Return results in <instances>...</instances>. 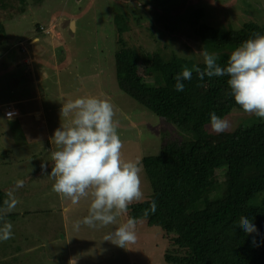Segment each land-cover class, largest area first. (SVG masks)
Wrapping results in <instances>:
<instances>
[{
    "label": "rangeland",
    "instance_id": "rangeland-1",
    "mask_svg": "<svg viewBox=\"0 0 264 264\" xmlns=\"http://www.w3.org/2000/svg\"><path fill=\"white\" fill-rule=\"evenodd\" d=\"M38 1L39 5L35 6L36 0H27L26 12L16 0H11L5 8L0 2V101L33 91V73L30 69L41 73L40 86L53 100V108L54 105L60 106L58 103L65 97H69V101L90 96L107 99L115 110L114 121L118 122L117 132L123 143L122 158L140 162L143 192L140 201L146 200L152 193V187L141 164L142 159L158 154L165 140L174 137V132L168 122L125 93L118 84L115 69L116 35L113 24H108L107 20L113 7V3L110 4L112 0H81V3L76 0ZM183 2L184 6L181 5L179 11L172 12L179 13L177 18L185 16L184 20L188 19V6H191L201 10L207 22L218 27L238 29L247 22L264 25V0ZM151 4L150 9H156ZM149 14H153V11ZM37 24H41L42 33H35V38H30ZM141 24L143 29L140 31L131 21L129 35L134 36L144 51L163 49L166 55L171 50L178 54L192 51L198 59H203V50L198 41L184 36L170 41L173 33H152L155 28L149 19L142 20ZM165 44L171 45V50H165ZM8 54L15 62L19 61L24 69L18 71L12 68L11 63L1 62ZM25 63L28 68L23 65ZM138 71L143 77L151 78L149 67L140 65ZM257 118L243 110H234L224 118L229 120L231 128L220 135ZM70 122L71 117L60 127L70 126ZM7 127L0 119V188L14 200V204H11L14 206L10 211L8 205L0 209V228L11 225L12 233L10 239L0 241V264H167L163 251H167L171 245L172 249L173 244L159 227H150L145 222L136 223V242L126 245V248L104 240L107 233L127 222L124 214L117 218L115 224L107 227L81 225L77 230L74 223L88 215L90 200L82 199L77 205L66 206L63 213L66 221L60 218L52 220L50 207L47 206L56 199L60 206L61 195L52 191L54 179L47 175L53 164L50 155L48 151H37L39 145L36 144L37 148L30 150L34 153L33 157L24 162L22 153L9 150L15 137L8 135ZM208 131L218 135L210 130V126ZM47 142L50 143V139ZM42 164H47L46 171L42 170ZM17 181H22L23 186L18 187ZM263 197L264 190L249 205L260 204ZM63 199L69 202V199ZM57 213L61 217L60 209ZM3 214L6 216H1ZM67 225L69 231L63 233L68 237L62 239L59 228ZM48 238L52 239L48 241Z\"/></svg>",
    "mask_w": 264,
    "mask_h": 264
},
{
    "label": "trees",
    "instance_id": "trees-1",
    "mask_svg": "<svg viewBox=\"0 0 264 264\" xmlns=\"http://www.w3.org/2000/svg\"><path fill=\"white\" fill-rule=\"evenodd\" d=\"M10 1L0 0L3 8ZM16 1L26 12L27 0ZM183 1L177 0L176 5L175 0L110 3L113 7L107 20L116 35L118 84L168 122L174 132L158 154L143 157L141 164L152 193L146 200L131 204L124 215L126 221L134 218L136 223L145 222L164 231L173 244L172 249L171 245L163 251L167 264H264V197L260 204L249 205L264 190V119L241 123L223 136L210 133V113L226 118L242 109L229 94V77L210 75L205 61V54H210L218 66L225 67L231 52L243 41L264 35V25L247 22L238 29L218 27L191 6L189 18L178 19L179 13L172 12L179 11ZM150 4L156 9H150ZM144 19L151 21L154 34L173 33L170 41L178 36L198 41L203 59L192 51L178 54L167 44L164 49L171 50L167 55L163 49L144 51L129 35L131 21L141 31ZM35 33H42L41 24L30 38H35ZM9 55L1 62L12 64ZM140 65L151 69L150 79L140 75ZM185 68L191 79L183 80V91H176L175 77ZM153 201L154 212L150 208ZM10 204L13 200L0 188V209ZM241 217H247L256 231L246 233L240 228Z\"/></svg>",
    "mask_w": 264,
    "mask_h": 264
},
{
    "label": "clouds",
    "instance_id": "clouds-1",
    "mask_svg": "<svg viewBox=\"0 0 264 264\" xmlns=\"http://www.w3.org/2000/svg\"><path fill=\"white\" fill-rule=\"evenodd\" d=\"M215 56L205 54L210 75L228 76L230 95L240 108L249 115L264 119V35L241 43L229 56L227 65L220 67ZM191 79L185 68L175 77L176 91H183V80ZM16 111L11 107L8 110ZM61 117H71L70 126L56 129L51 141L57 150L51 153L53 165L49 175L54 179L52 191L63 198L70 199L73 205L82 199L90 200L88 215L77 220L74 227L81 225L90 228L107 227L115 224L117 218L126 213L129 206L143 199L141 189L140 162L124 160L121 150L123 143L114 121L115 110L111 102L98 97H78L62 104ZM9 113V117H11ZM210 130L220 134L231 128L229 120L215 112L210 113ZM43 171L47 164H42ZM22 187L23 182L17 181ZM7 203V202H6ZM14 205H8L10 211ZM151 211L156 208L155 201L150 204ZM239 227L246 233L256 231L247 217H241ZM136 221L129 218L104 240L118 247L126 248L136 242ZM11 225L0 228V241L10 239Z\"/></svg>",
    "mask_w": 264,
    "mask_h": 264
},
{
    "label": "crops",
    "instance_id": "crops-1",
    "mask_svg": "<svg viewBox=\"0 0 264 264\" xmlns=\"http://www.w3.org/2000/svg\"><path fill=\"white\" fill-rule=\"evenodd\" d=\"M12 61V68H16L18 71L24 69L21 68L22 65L19 61L15 62L14 59ZM23 65L26 66V68L28 66L27 63ZM30 71L31 73H33V91H30L28 95H18L15 98L0 101V119H3L4 127L8 126V135L15 137L13 147L9 150H17L18 153H22L21 158L24 162H26L30 157H33L34 153H31L30 150L37 148L36 144L39 145L37 151H41L42 153L48 151V154L51 158V153L53 152V150H56V146L51 141V137L53 136L54 130L60 128V124H62V122H66L67 118L61 117L60 110L62 104L67 103L70 100L69 97H65L63 98V101L58 103L60 104V106L54 105L53 108V100L48 98V95L44 90L45 88L40 86L41 78L39 77V74L41 73L33 69H30ZM10 107L12 109H16L18 111V114L7 117L5 115V111ZM46 118L48 119L47 121H45ZM43 120L45 123H43ZM16 137L19 138L16 139ZM48 139H50V143L47 142ZM58 196L60 195L58 194ZM59 198L61 200L60 206H58L59 204L57 203L56 199V202H52V204L47 207H50L49 210L52 220L55 218H60L62 221H66L63 219V213L65 212V208H67L66 206H71L72 203L70 199L69 202H65L62 196ZM47 204L48 203H45V205ZM59 209L62 211L61 217L57 213ZM74 219H76V216L74 217ZM59 229L61 230L60 233H62V236L60 238H67L68 236L66 235V233H63V231L68 232L69 225H67V227L64 226V228L60 227ZM50 239L52 238H48V241Z\"/></svg>",
    "mask_w": 264,
    "mask_h": 264
},
{
    "label": "built area",
    "instance_id": "built-area-1",
    "mask_svg": "<svg viewBox=\"0 0 264 264\" xmlns=\"http://www.w3.org/2000/svg\"><path fill=\"white\" fill-rule=\"evenodd\" d=\"M9 113H11V115H12V114H15V113H16V111H14V110H11V109H10V110H8V111H7V113H6V114L9 116Z\"/></svg>",
    "mask_w": 264,
    "mask_h": 264
}]
</instances>
